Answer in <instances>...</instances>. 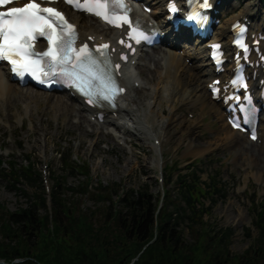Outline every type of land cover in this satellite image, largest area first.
I'll return each instance as SVG.
<instances>
[{
	"label": "rangeland",
	"instance_id": "rangeland-1",
	"mask_svg": "<svg viewBox=\"0 0 264 264\" xmlns=\"http://www.w3.org/2000/svg\"><path fill=\"white\" fill-rule=\"evenodd\" d=\"M229 1L237 13L242 12L247 7L251 9L258 5L259 7L254 8L264 18V3L261 0ZM151 54L153 55V53ZM140 71H142L144 88L135 95L142 98L144 104H147L152 100L150 97H145L144 92L150 91L152 87L157 85V73L151 70V66L145 61H143ZM56 96L64 97L63 95ZM203 96L202 88H197L195 93L185 100L187 102L183 106L177 99L176 107L179 109L175 113V120L178 119V122H181L194 121L201 116L204 118L192 136L185 135L184 138H180L181 133L178 126L176 124L172 126L170 131L174 137L163 148L166 178L169 177V169L172 168L170 171L172 184L165 186V191L177 196L178 177L186 175L192 170L199 171L202 182L207 183L210 177L218 172L221 180L220 188L224 192L215 195L214 201L211 199L206 201V205L211 208V215L205 219L215 228H231L233 236L230 250L234 254L242 255L249 249L257 248L258 232L253 225L254 212L251 210V202L254 199L259 207L261 204L264 205V169H257L256 163L250 164V161L247 160L248 155H243L239 161H236L237 155L231 149L216 147L220 144L219 139H224L223 135L227 134V131L219 134V131L222 130V123L213 115L211 108H207L201 116L199 115L200 109L194 108L193 102L199 98L205 100ZM170 99L168 103L167 93L162 98L163 110H165L163 118L165 120H168L171 114V103L173 104V102H171L172 98ZM208 102L206 101L207 104ZM40 108L37 119L40 118L43 123L33 125L30 115H25L21 103L18 104L17 110L12 107L7 111L5 107L1 106L0 158L4 164L2 168L10 171L9 166L12 163L21 173V170L33 166L40 173L41 178L43 177L42 172L46 170L47 178L50 177V189H53L56 180L61 179L64 175L60 155L63 153L64 156L68 157L72 155V160L86 164L91 172L89 180L79 174L68 175L66 177L68 188H74L80 182H87L88 180L90 188H96L100 183L104 184V187L121 186L120 198L124 197L126 192L137 191L142 187L147 189L153 201L158 197L162 198L160 195L161 184L157 181L156 162L158 158L155 157L156 154L152 149L153 137L147 140V137L143 135L142 141L135 136L128 137L134 141L135 147L129 143L121 146L113 139L109 127L104 126L103 129H100L94 125L90 127L87 125L85 127L87 134L82 136L79 131L81 123L79 115L75 118L74 116L70 117L71 120L67 121L70 126L68 128L62 120L58 123L50 112L43 113L45 110L43 105ZM172 113H174V109ZM150 117L156 122L159 119L153 113H150ZM261 129V133L264 135V124ZM156 134L158 135V133ZM141 135L137 133V136L141 137ZM241 144L248 147L246 143L242 142ZM261 153L264 157L262 149ZM197 160L203 162L192 170H187V167ZM175 167L176 170H174ZM12 178L18 182L15 183L10 177L0 179V204L4 205L7 210L16 212L27 207L28 198L11 190L12 186L16 185L17 188H23L29 194H33L36 188L28 187L26 182L22 179L19 180L17 176ZM67 196L72 197V193L68 192ZM74 199L82 202L81 208L85 210L99 208L106 213L113 200L116 204L115 209H121L117 195L113 196L112 201H97L88 195H76ZM105 213L97 216L99 225L106 221ZM184 236L186 240L191 241L188 229H185Z\"/></svg>",
	"mask_w": 264,
	"mask_h": 264
},
{
	"label": "trees",
	"instance_id": "trees-1",
	"mask_svg": "<svg viewBox=\"0 0 264 264\" xmlns=\"http://www.w3.org/2000/svg\"><path fill=\"white\" fill-rule=\"evenodd\" d=\"M64 164V175L56 180L50 206L35 169L23 170L21 175L11 169L12 176L36 191L29 194L13 186L28 198L27 207L16 212L0 204V261L4 264L16 260H22L21 264H264L262 214L255 222L257 248L242 255L230 250L231 228H215L205 219L210 217L211 208L202 199L220 192L215 179L204 189L197 174L192 180L179 176L177 196L168 193L162 208L146 188L130 190L121 197L120 210L114 211L111 205L105 213L99 208L82 209L75 196L112 201L114 195H120L121 186L90 188L87 180L68 188V175L80 169L89 178L90 171L70 158H65ZM170 171L167 185L172 184ZM10 174L0 172V177ZM104 213L106 221L99 225L97 216ZM185 229L191 241L186 240Z\"/></svg>",
	"mask_w": 264,
	"mask_h": 264
},
{
	"label": "snow or ice",
	"instance_id": "snow-or-ice-1",
	"mask_svg": "<svg viewBox=\"0 0 264 264\" xmlns=\"http://www.w3.org/2000/svg\"><path fill=\"white\" fill-rule=\"evenodd\" d=\"M13 2L15 0H0V6ZM47 2L51 3L54 0ZM67 2L74 3V6L82 11L103 18L114 27L127 25L130 29L129 38L137 43L150 39L139 30V22L130 19L132 9L127 0H83L82 3L81 0H67ZM200 4L205 9L211 7L208 0H200ZM170 11L173 13L178 11L174 3L171 4ZM187 19L202 23L207 17L194 12ZM240 31L243 32L244 29L241 28ZM40 37L46 38L48 42V49L43 53L36 52L33 47V42ZM76 39L74 26L69 24L59 11L51 7H42L36 0H30L23 7H11L6 11H0V61L7 62L15 76L23 79L28 75L38 83L49 86L63 82L76 88L88 98L87 102L90 104L106 101L115 107V99L124 89L119 87L110 67L111 60L106 55L109 45H99L93 51L87 44L75 47ZM120 43L123 44L124 41ZM237 43L241 41L238 40ZM215 47L219 48L218 45ZM114 67L119 69V65ZM213 91L217 92L218 89L213 88ZM235 99L239 100V97ZM245 99L251 105V97L246 96ZM253 110L251 107L241 108V111L249 113ZM250 119L251 116L244 122L248 123ZM233 126L239 128L240 124L234 122ZM252 139H256L254 133Z\"/></svg>",
	"mask_w": 264,
	"mask_h": 264
},
{
	"label": "bare ground",
	"instance_id": "bare-ground-1",
	"mask_svg": "<svg viewBox=\"0 0 264 264\" xmlns=\"http://www.w3.org/2000/svg\"><path fill=\"white\" fill-rule=\"evenodd\" d=\"M221 2V7L226 9V5L228 4L227 0H222ZM156 4L157 7L154 15L159 16L157 11L159 8V1H157ZM250 10L251 9L243 10L242 17L251 15L249 13ZM235 15H238L235 17L236 20H242V18L239 17V14ZM257 16L258 15H255L256 18ZM70 18L79 27V32L84 40H87L89 36H95L99 39V35L104 36L106 33V27L94 18L76 14L70 15ZM235 19L231 22V24L236 21ZM231 24L223 26L220 29V35L216 40H222V37H226V35H228ZM152 53H154V55H147V59L150 63L149 65L151 66L153 64L155 67L154 70L157 73L158 83L156 86L152 87L150 91L144 92V96L150 97L152 101L144 105L142 98H133V93H130L128 98L125 100V103L120 106V110L118 111V115L123 117L122 121L125 118H129V122H132L134 129L137 132L142 131V134L147 137V140H150L151 137H153L152 140L154 139V141L158 140L160 146L158 147L154 144L152 149L156 150V152H160L161 159H164V145L171 142L174 137V134L170 131L172 126L175 124L178 126L179 132L181 133L180 138H184L185 135L192 136L204 118L201 116L202 112L207 110V108H211L213 115L220 121V123H222V130L219 131V134H222L223 131H227V134L225 133L223 135L224 139H219L220 144L216 147L231 149L232 152L237 155L236 161H239L241 156L243 157V155H248L249 158L247 160L250 161V164L256 163L257 169L263 170L264 157L262 156L259 147H257V145L254 146V144L248 139L246 140L248 147L241 144L244 142L243 138L240 137L241 135L239 133L230 129L226 122L227 120L225 118L223 108L211 100L210 94L207 90V84L210 81L201 80L203 76H207L209 73H205L201 66L190 67L187 65L186 59H192L190 55L183 58L175 52H165L163 49L153 50ZM197 58L198 57L196 56L194 57V59ZM138 65H140V63H138ZM140 72L142 73V71ZM132 75L135 76V74ZM8 80V76L0 70V109L2 106L5 107L7 111H9L12 107H15L17 110L18 104L21 103L25 115H30L29 117L32 119L33 125H36L43 123L40 118L37 119V116H39V110L41 109L40 106L43 105L45 107L43 113L46 114L47 112H50L58 123L62 120L66 123L65 125L68 128H70V126L67 121L71 120L70 117L74 116L75 118L79 115L81 120L79 131L82 136L87 134L85 132V127L87 125H89L88 127L91 125H99L98 121L95 122L96 124H92V121L85 115L86 111L84 110L82 104H79L78 102L72 101L67 97L56 96L54 94L36 90L32 87L20 88L11 84ZM136 82H140V80L137 78L135 79L132 84L131 92L136 90ZM197 88H202L204 92L203 97L205 98V100L199 98L193 102L195 105L194 108L200 109L201 113L199 115L201 117L194 121L178 122V119L175 120V113L179 109L176 107L177 99L178 102L181 103V106H183L187 102L185 100L189 99L190 96L195 93ZM166 93L168 103L170 98L173 99V104H171L170 110L171 114L169 115L168 120L163 118L165 110H163L162 98ZM206 101H209L208 104ZM74 103L79 106L77 107ZM144 108H146V111ZM173 109L174 113H172ZM150 113L156 114V116L159 117L157 122L155 119L150 117ZM96 114L97 112L91 114L90 118L96 116ZM122 121L115 120L114 115L110 114V116L106 119L105 125L113 127L116 130H124V135L132 133ZM156 133H158V135ZM261 139L263 140L262 136ZM140 141H142V139Z\"/></svg>",
	"mask_w": 264,
	"mask_h": 264
}]
</instances>
